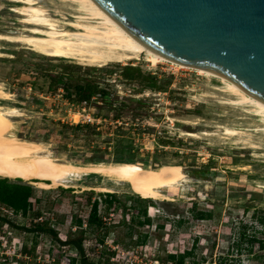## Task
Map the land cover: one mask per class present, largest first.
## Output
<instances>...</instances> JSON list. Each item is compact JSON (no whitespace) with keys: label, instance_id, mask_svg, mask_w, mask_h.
Wrapping results in <instances>:
<instances>
[{"label":"rangeland","instance_id":"374dc122","mask_svg":"<svg viewBox=\"0 0 264 264\" xmlns=\"http://www.w3.org/2000/svg\"><path fill=\"white\" fill-rule=\"evenodd\" d=\"M35 1L61 29L78 16L73 5ZM17 6L0 0V34L23 33L26 26L12 12ZM0 48L7 55L0 57V83L11 94L0 103L23 111L14 120L19 138L44 141L55 157L75 163L172 164L186 176L173 193L162 191L170 201L147 200L130 188L75 194L0 179L32 192L25 215L0 204V264H81L82 256L92 264H176L185 251L192 255L183 264H264V124L251 107L231 104L237 97L223 83L142 57L97 68L21 44L0 42ZM69 66L78 67L79 84L92 79L108 93V102L80 103L58 86L54 80ZM127 68L136 72L125 78Z\"/></svg>","mask_w":264,"mask_h":264},{"label":"bare ground","instance_id":"6f19581e","mask_svg":"<svg viewBox=\"0 0 264 264\" xmlns=\"http://www.w3.org/2000/svg\"><path fill=\"white\" fill-rule=\"evenodd\" d=\"M8 1L18 5L12 12L20 15L19 22L26 28L22 34H0V42L21 44L39 55L73 60L86 67L103 68L111 63L125 64L131 60L138 61L141 57L149 63H170L180 69L195 71L200 76L218 79L224 84L226 92L237 97V101L231 104L251 107L252 115L264 124V105L241 88L217 74L170 58L147 46L106 14L94 0H58L75 6L78 13V16L73 17L74 21L64 24L63 29L37 1ZM5 56L0 51V57ZM9 101L11 94L0 83V102ZM22 117L24 113L19 108L6 107L0 103V179L36 184L45 191L74 189L77 190L75 194L88 191L119 194L124 188H130L135 195L153 201H170L162 191L171 194L181 183L186 182L184 169L180 165L161 164L152 167L115 161L80 164L59 159L49 151L50 146L44 141L21 139L14 133V125L18 123L14 120ZM225 133L229 136L239 135L229 129ZM186 135L200 139L192 133ZM89 176L98 177L99 182L80 186L82 179Z\"/></svg>","mask_w":264,"mask_h":264},{"label":"water","instance_id":"95a60500","mask_svg":"<svg viewBox=\"0 0 264 264\" xmlns=\"http://www.w3.org/2000/svg\"><path fill=\"white\" fill-rule=\"evenodd\" d=\"M161 54L217 74L264 105V0H94Z\"/></svg>","mask_w":264,"mask_h":264},{"label":"trees","instance_id":"16d2710c","mask_svg":"<svg viewBox=\"0 0 264 264\" xmlns=\"http://www.w3.org/2000/svg\"><path fill=\"white\" fill-rule=\"evenodd\" d=\"M77 66H69L64 68V74L65 76H61L54 81L56 84L63 89H66L69 93V95L73 94L78 96V101L80 103H88L90 99L96 97L104 102H108L109 94L105 93L104 91L100 90L98 86L95 84V82L92 79H84L83 84H79L80 81H82L80 78L77 77ZM134 72H136L133 69L127 68L122 71V76L127 78L130 75H132ZM63 77H66V81H64ZM129 162V161H127ZM31 189L27 186H21V185H14V184H8L4 180H0V204L5 205L6 207H9L13 213H21L23 215L26 214L27 208L29 206L28 204V198L31 196ZM96 207L92 206V215H95ZM90 217V218H91ZM203 217V215L199 216ZM3 221H8L6 218L2 219ZM99 224H101L100 220H97ZM90 223L93 224V219L90 220ZM139 225H141L139 223ZM41 230V229H40ZM46 233H49L50 235L56 237V234L51 229L44 230ZM255 241L254 238H252V242ZM74 245L78 250H80L81 254L83 255L81 242L78 240L77 242H74ZM260 249L264 250V242L260 243ZM191 252L185 251L181 254L179 260L176 264H183L184 257L191 256ZM170 260H174L175 256L170 255ZM81 264H92L87 262L86 258L82 256L81 258Z\"/></svg>","mask_w":264,"mask_h":264}]
</instances>
